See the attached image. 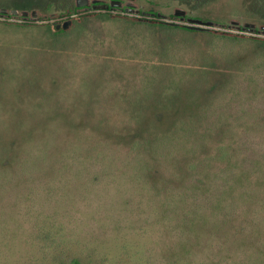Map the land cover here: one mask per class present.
Here are the masks:
<instances>
[{
	"label": "rangeland",
	"instance_id": "rangeland-1",
	"mask_svg": "<svg viewBox=\"0 0 264 264\" xmlns=\"http://www.w3.org/2000/svg\"><path fill=\"white\" fill-rule=\"evenodd\" d=\"M75 1L0 0V264H264V0Z\"/></svg>",
	"mask_w": 264,
	"mask_h": 264
},
{
	"label": "flooded vegetation",
	"instance_id": "flooded-vegetation-1",
	"mask_svg": "<svg viewBox=\"0 0 264 264\" xmlns=\"http://www.w3.org/2000/svg\"><path fill=\"white\" fill-rule=\"evenodd\" d=\"M95 0H89V5L87 6V7H82V8H78L77 6H76V1H75V8H76V11L77 12H80V11H82V10H89V9H92V10H97V11H107V12H109V11H118V12H125V13H134V14H143V15H148V16H150V17H155V18H160L161 16H163V15H161L159 12H152L153 11V9H150L149 11H145V12H142V11H140L133 3H131V2H125V1H123V0H108V2L107 1H105V0H96V2H94ZM102 4H106L107 6H108V8L107 9H99L98 8V6H100V5H102ZM177 13V12H176ZM38 15H39V13H38ZM1 16V15H0ZM172 16H174V17H179L180 19H187L188 20V18H186V17H184V13H183V15L182 16H177V15H175V13H173V15ZM3 17V16H2ZM6 17H12V16H6ZM184 17V18H183ZM21 18V17H20ZM21 19H24V20H30L29 19V17H25V18H21ZM42 19V17L39 15V20H41ZM68 20H70L71 21V23H70V26L66 29V30H63V29H61V30H59V31H57L58 33H63V32H65V31H67L71 26H72V24H73V21L71 20V19H68ZM31 21V20H30ZM38 21V20H37ZM191 21L192 22H195V23H201V24H205V25H209V26H216V25H218V26H224V24H220V23H216V22H213V21H208V20H206V21H203V20H201L200 18L199 19H191ZM64 22V21H63ZM230 23V25L233 23V21H230L229 22ZM58 24V23H57ZM59 24H61V23H59ZM56 24H54L53 25V30H54V26H55ZM245 25H247V27H245ZM252 25H254V24H252ZM188 28H191V29H193L194 27H192V26H187ZM237 28H240L241 30H242V28L243 27H245V30L244 31H249L248 29H250L249 27H250V23H243L241 26H236ZM254 28H255V26H254ZM256 29V28H255ZM256 30H258V29H256ZM55 31V30H54ZM243 31V30H242Z\"/></svg>",
	"mask_w": 264,
	"mask_h": 264
},
{
	"label": "water",
	"instance_id": "water-1",
	"mask_svg": "<svg viewBox=\"0 0 264 264\" xmlns=\"http://www.w3.org/2000/svg\"><path fill=\"white\" fill-rule=\"evenodd\" d=\"M96 2V0L94 1ZM89 5V0H76V6L78 8H82V7H87ZM99 9H107L108 6L106 4H102L100 6H98ZM0 15L3 17L6 16H12L14 18L17 17H21V18H25V17H29V19L31 21H37L39 20V15H38V11L37 10H31V11H19V10H6V9H0ZM175 15H179L182 16L183 13L179 12V13H175ZM71 21L70 20H66L64 22H62L61 24H56L54 26V30L55 31H59L61 29L66 30L69 26H70ZM245 27H247V25H245ZM245 27L242 28V30H245ZM250 29L249 32H258L260 33L261 30H256L254 28V25L250 24ZM262 29H264V27H262Z\"/></svg>",
	"mask_w": 264,
	"mask_h": 264
},
{
	"label": "trees",
	"instance_id": "trees-1",
	"mask_svg": "<svg viewBox=\"0 0 264 264\" xmlns=\"http://www.w3.org/2000/svg\"><path fill=\"white\" fill-rule=\"evenodd\" d=\"M75 11H76V8H75ZM172 18H175L174 16H171ZM157 22H160L159 20ZM183 26H181L182 28ZM191 29V28H189ZM68 264H80L79 260L78 259H72Z\"/></svg>",
	"mask_w": 264,
	"mask_h": 264
}]
</instances>
